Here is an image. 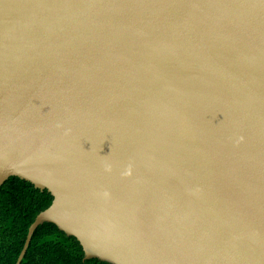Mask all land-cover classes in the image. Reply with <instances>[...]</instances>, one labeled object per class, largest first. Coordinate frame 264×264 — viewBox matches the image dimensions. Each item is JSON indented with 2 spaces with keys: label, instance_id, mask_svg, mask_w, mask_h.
<instances>
[{
  "label": "water",
  "instance_id": "1",
  "mask_svg": "<svg viewBox=\"0 0 264 264\" xmlns=\"http://www.w3.org/2000/svg\"><path fill=\"white\" fill-rule=\"evenodd\" d=\"M53 195L85 259L264 264V0H0V186Z\"/></svg>",
  "mask_w": 264,
  "mask_h": 264
},
{
  "label": "trees",
  "instance_id": "2",
  "mask_svg": "<svg viewBox=\"0 0 264 264\" xmlns=\"http://www.w3.org/2000/svg\"><path fill=\"white\" fill-rule=\"evenodd\" d=\"M53 195L18 176L0 186V264H16L30 225L51 205ZM21 264H111L86 258L81 243L53 222L35 230Z\"/></svg>",
  "mask_w": 264,
  "mask_h": 264
}]
</instances>
